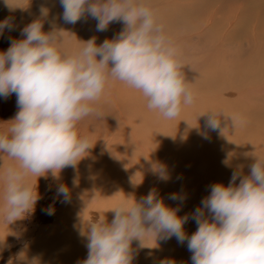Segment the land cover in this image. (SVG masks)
Wrapping results in <instances>:
<instances>
[{
  "label": "clouds",
  "instance_id": "9594fccd",
  "mask_svg": "<svg viewBox=\"0 0 264 264\" xmlns=\"http://www.w3.org/2000/svg\"><path fill=\"white\" fill-rule=\"evenodd\" d=\"M59 2L65 23H76L87 11L97 21V31L117 20L124 27L113 39L97 45L93 38L73 50L64 44L67 31L45 32L42 20L36 19L21 29L23 39L0 51V97L15 93L18 108L0 132V154L14 161L7 167L0 164V221L6 224L35 210L41 199L40 177L50 174L59 180L64 168H75L86 157L94 144L78 131V124L94 113L93 102L110 80L140 91L147 107L166 119L175 118L193 100L179 50L144 0ZM5 3L12 6L9 0ZM48 12L40 8L42 17ZM6 28L12 29L8 18L0 20V34ZM221 117L230 118L233 126L238 122L236 116L209 112L207 126L219 128ZM154 171L159 179H168L164 165L154 166ZM77 183L74 176L72 184ZM55 196L68 202L69 186L59 183ZM168 199L182 202L186 194L174 192ZM109 210L110 222L100 215L80 230L87 257L78 264H132L133 240L143 248L145 238L153 235L186 241L191 264H264V156H255L247 175L233 170L228 184L210 185L209 194L190 214L178 215L179 206L170 207L155 188L139 200L125 196ZM45 211L51 215L54 207ZM189 219L197 225L191 235L184 229Z\"/></svg>",
  "mask_w": 264,
  "mask_h": 264
},
{
  "label": "bare ground",
  "instance_id": "6f19581e",
  "mask_svg": "<svg viewBox=\"0 0 264 264\" xmlns=\"http://www.w3.org/2000/svg\"><path fill=\"white\" fill-rule=\"evenodd\" d=\"M9 2L12 6L6 4L5 0H0V20L8 18L12 25L11 30L6 28L3 33L0 34V51L6 50L10 46L12 40L23 39L21 29L36 19L42 20L43 31L45 32L61 29L67 31L63 33L64 44L73 50L79 49L83 46L82 42H86L93 38H95L97 45L101 44L106 39H113L124 27V24L117 20L111 22L105 31H97V21L92 18L87 11L84 12L81 19L76 23H65L62 19L63 8L60 5L59 0H9ZM247 2V16L244 17L242 14V18L234 17L233 20L231 18L229 21L232 22L223 18V30L227 32L242 31L249 27V20L251 18L253 23L251 27L253 35L255 36L254 39L257 42L263 41V43L260 44L264 45V0H248ZM42 6L49 10L46 17L40 15V8ZM147 6L152 9L155 7L154 5L153 7L150 5ZM182 8H184V6L180 5L172 9L169 8L171 10L170 15L165 11L163 16H156L158 22L163 23V19H170L171 21L177 19L180 21L181 17H186L187 19L191 16L188 11H184ZM211 14H215V11ZM231 14L234 15L233 13ZM213 17V15L208 17L209 22L213 21ZM206 25V27L212 28L215 24L206 23ZM223 41H225L224 38ZM261 48L264 49V46ZM256 49L258 50V48ZM215 53L217 52L215 51ZM219 53L220 52H218V54ZM208 54L211 55V53ZM213 54L214 53H212V55ZM221 57L218 59H221ZM185 58H188V53L184 52V54H179V60L182 65ZM215 59L217 60V58ZM258 60L259 59H256V61ZM208 61L210 60L208 59ZM232 61L236 62L234 60ZM200 62L194 65L188 64L182 68L185 79L192 75V73L200 69L202 70L204 65L200 64ZM218 62V66H215L213 71H211L212 68L210 71H208L209 69H206L207 71L198 76L196 75L193 79H186L187 86L193 94L192 103L181 106L179 114L172 119L168 128L164 118H156L157 115L154 114V111L147 107V100L140 91L133 89L119 80H110L98 100L93 102L94 113L85 117L88 120L89 125L87 127L81 125L83 120L78 124V131L81 134L88 135L91 143L94 145L88 150L86 157L82 159L75 168H64L60 173L59 180L53 179L50 174L47 178L42 176L38 179V189L41 193V199L38 200L35 210L32 213L24 218L17 219L10 224L0 221V255L7 250L12 243L15 244L17 239H19L18 242L24 243L25 246L19 250L17 261L11 264H78L79 261H82L87 257V248L85 246L87 241L85 237L80 235V230L86 226L88 221L95 220L92 216H96L98 219L100 215H104L110 222L113 213L109 209L115 207L121 200L125 199L126 195L123 193L124 191H122L124 186L133 185L131 188V191L133 192H131L129 196H134L137 200H139L140 197L145 196L150 189L155 188L158 193L162 190L167 180L159 179L158 173L154 171V166L164 165L167 173L168 171L174 173L176 171L179 172L178 170L184 166H190L194 161L199 162L202 160L201 162H206L208 167L212 168L208 171L209 174L214 173L215 176L219 169L224 171L226 168L224 164L227 160L226 155L224 152H217L214 150L219 149V144L223 145L225 142L226 146H228V150H231L235 157H238L239 152H242L240 149V142L243 139L245 146L249 147V142L251 141L250 130H248L249 125L245 127L244 123H249L246 120H250L248 114L250 115L249 109L251 107L247 105L246 102H249L252 99L251 97L249 98L250 100H247L249 92L253 89L249 91V86L247 87L248 83L246 84L245 81L242 82L241 80L235 81L231 79L232 72H230L231 70L229 69H231L233 64L230 67H226L223 64V66H225L224 68L219 65L221 64L219 60ZM222 63H224L223 60ZM230 63L231 62H229V64ZM245 63L247 64L248 61ZM262 63L264 62L262 61ZM206 65H208V63ZM208 66H205L204 68H208ZM257 66L260 65L258 64ZM241 67H245L244 63H242ZM249 67L251 66L248 65L247 68L252 69ZM248 71L249 70L243 71V78L247 79V77L251 76H248ZM257 72L256 74H258ZM242 75L243 74L240 75V78H242ZM248 79L250 80V78ZM252 80H254L253 77ZM256 80L257 81L254 80L255 82L253 84L260 82L261 79L257 78ZM258 84H261V82ZM262 88L263 87H261L260 91H262ZM253 91L250 96H252ZM263 92L257 94L261 95ZM245 100L247 101L245 102ZM252 102L253 101H250L249 103ZM227 108H235L233 110L239 111V113L236 111V113L227 115L228 117H238L236 125L233 126L231 119L226 118L225 121L230 126L225 125L223 127L220 124V127L215 129V137L212 134V129H208L209 135L203 134L202 129L206 131V133L208 132L206 126L209 112L221 113L220 111H222L225 115L226 113H224V111ZM245 108L248 109L247 113ZM254 108L257 109L256 106H254ZM233 110L230 109V111L234 112ZM17 111L18 108L15 93L10 94L6 98L0 97V132L7 129L9 121L14 118ZM253 116L252 118H254ZM240 117L244 119V121L241 120L243 121L242 123H240ZM201 120H205L206 126L203 124L204 121L202 122ZM253 121L254 120H251L252 123ZM86 124L88 123L86 122ZM225 127H227V129H225ZM181 131L183 132L179 134ZM262 138L263 141H261L259 145H256V147H254L255 150H252L251 152V163L255 162V156H264V136ZM170 139L175 140H171L173 142H170ZM259 139L260 137L258 136V142H260ZM244 153L242 152V155ZM0 158L3 160L0 161V164L3 163V167H7L14 163V161L6 154H0ZM223 167L225 168L223 169ZM242 168L243 167H241V169ZM247 169L249 170V166ZM182 172H184V170ZM74 176L78 177V183L75 186L72 184ZM138 178L139 180L134 182ZM32 179L34 182L35 178L33 177ZM149 180H152V182H149ZM183 182H185V180ZM59 183H64L69 186L71 198L68 202L61 203L59 208L54 210L53 214L49 215L45 211L48 207L47 201H50V197L54 196L50 195V193L55 194L56 186ZM117 192H122L119 194L120 199L113 200L115 198L113 195ZM48 195H50V197L48 200H45ZM159 196L161 197L162 195ZM166 204L172 207V202L167 201ZM37 217H40V219L42 218L41 223L37 222ZM48 217L52 218L51 221L53 220L51 224L46 223ZM25 219H27L28 222H25ZM154 240V235L145 238L144 241L147 248L154 244ZM136 244L135 240H133L131 253L133 257L132 264H151L149 262V257L147 258L146 255H139L140 247L138 248ZM161 250H163V248ZM158 251H156L157 254Z\"/></svg>",
  "mask_w": 264,
  "mask_h": 264
},
{
  "label": "rangeland",
  "instance_id": "374dc122",
  "mask_svg": "<svg viewBox=\"0 0 264 264\" xmlns=\"http://www.w3.org/2000/svg\"><path fill=\"white\" fill-rule=\"evenodd\" d=\"M156 1H157V3H156ZM165 1L166 0H144V2L146 3V5H150L152 7H153V5L155 6L153 8V10H154L156 16H163V14H164L165 11H166V13H168L170 15V13H171L170 12L171 11L170 9H172V8H174L176 6H179V5L180 6H184V8H182V10L188 11V13L191 14V16H189L187 19H186V17H181L180 18V21L177 20V19H175L174 21H171L170 19H163V23H162L164 25V27H165L166 34L168 35V37L175 42V44H176V46H177V48L179 50V54L180 55L181 54H184V52L188 53V58H185L184 61H183L184 67L186 65H188V64L189 65L197 64V63L200 62L201 59H202L201 62H203V63L200 62V64L204 65V67L205 66L207 67L209 65L208 68L202 67V70L203 71L200 69V70L192 73V75L188 76L186 79H193L196 75L198 76L201 73L207 71L206 69H209L208 71H210L211 68H212L211 71H213V68H215V66H218V63H219L218 60H219L221 62V64H219V65H221V66H223V64H224L226 67H230L233 64V66H231V69L228 68L229 70H231L230 72H232V74H231V79L232 80H235V81L241 80L242 82L245 81L246 84L248 83L247 84V87L248 86L250 87V88L248 87L249 91L251 89L254 90V91L251 90L249 92V97L247 98V100H250L249 98L252 97V99L250 101H253L252 102L253 105H252V103H249L250 101L248 102L247 100H245V102L247 101L246 102L247 105H249L251 107V108L249 107L250 108L249 109L250 110V115L248 114V117L250 118V120H246L249 123H246V122L244 123L245 127H247L249 125L248 126V128H249L248 130H250V139H251V141L249 142V147L245 146L244 139L240 142V145H241L240 149L242 150L243 153L245 152L243 154L244 156L242 155V152H239L238 157H235V155L233 154V152L231 150H228V146H226V144L224 142L223 145H220L219 144V146H220L219 149L214 150V151L224 152V154L226 155V158H227L226 163L224 162L226 168L223 167V169L225 168L224 171H222V169H219L218 172H216V175L215 176H214V173L213 174H209L208 173V171L210 169H212V168H209L206 162H204V161H203L204 163L201 162L202 160H200L199 162L194 161V163H192L190 166L188 165V166H184V167L180 168L178 170L179 172L176 171V172L173 173L172 171H168L169 177L167 179V182H166L165 186L159 192L160 193L159 195H162L161 197L164 198L165 203L167 201L172 202V207H177L179 205L180 210H179L178 214L180 216H183L185 214L192 213L194 209H196L197 207L200 206L201 201L203 199V196L206 197L209 194L210 185H212L214 183H217V182H222L224 184H228L233 170H237V167H238V170H240L241 167H243L244 169L243 168L241 169V171L243 172V174H246V175L248 174V172H245V171H249L247 168H248L249 164H252L251 163V158H250L251 152H252V150H255L254 147H256V145H259L261 143V141H263V138L262 137L264 136V128H263L264 127V116H263L264 115V110H263L264 109V103H263L264 102V97H263V95H264V92H263L264 91V89H263L264 88V82H263L264 81V77H263L264 76V74H263V72H264V63H262V61L264 62V59H263L264 58V49L261 48L264 45H261L260 44V43H263V41L257 42L254 39L255 36L253 35V31H252V27H251L253 25V23L251 21V18L249 20V22H250V25L248 27L249 29L246 28V29H244L242 31H236V32L235 31H229V32H227V31L223 30V27H222V19L223 18L229 21V20H231V18L233 20L234 17L242 18L243 16L244 17L247 16V9L248 8L246 6H247V3H248L247 2L248 0H170V1L168 0L166 2ZM206 4H207V6H206ZM158 6H159V9H158ZM213 11H215V14H211ZM231 13H233L234 15H232ZM168 14H167V17H168ZM242 14H243V16H242ZM212 15L214 16L213 17V21L212 22H209L208 17H210ZM183 18H185V19H183ZM218 18H219V20H218ZM229 22H232V21H229ZM206 23H208V24L209 23H214L215 25L212 28H208V27H206L207 26ZM247 31H249V32H247ZM247 33H251L252 35L251 34H247ZM258 37H260V36H258ZM223 38H224L225 41H223ZM252 41L254 42V44H253ZM244 43H246V44H244ZM256 48H258V50L260 48L261 51L260 50L258 51ZM215 51L217 53H215ZM218 52H220V53L218 54ZM248 52H249V54H248ZM208 53H211V55H209ZM212 53H214L216 55H214V54L212 55ZM197 55H199V56H197ZM226 56H228V57H226ZM198 57H200V58H198ZM220 57H221V59H218ZM229 57H232V58H229ZM215 58H217V60ZM253 58H254L255 61H256V59H259V60L255 62L253 60ZM198 59H200V60H198ZM208 59L211 62L208 61ZM222 60L224 61V63H222ZM225 60L227 61V63H226ZM232 60H234L236 62H233ZM205 61L208 63V65H206L207 63ZM247 61H248V63L246 64L245 62H247ZM229 62H231V63L229 64ZM242 63H244V66H245L244 68L241 67L242 66ZM258 64L261 67L260 66H257ZM246 65H247V67H248V65L251 66L249 68H252V69H248L246 67ZM225 66H223V67L225 68ZM255 66H256V68H255ZM238 68H240V69H238ZM241 68L244 69V70H249L247 72V74L249 73L248 76L251 75L255 81H257L256 80L257 78L258 79H261L260 80L261 84H258L260 82H257L256 84H253L255 81L252 80V77L251 76L247 77V79L246 78H243L244 77V72H243L244 70H242ZM250 70H252V71H250ZM256 70L259 71V72H257ZM261 70H263V71H261ZM238 72H239V74H238ZM256 72L259 75L256 74ZM241 74H243L242 75V78L243 79L240 78V75ZM254 77H256V78H254ZM261 77H263V78H261ZM248 78H250V80ZM262 79H263V81H262ZM246 84L244 83L245 86H246ZM261 87H263L262 88V91H260L261 90ZM218 90H217V92H218ZM252 91H253V94H252V96H250V94L252 93ZM262 92H263V94H261V95L260 94H257V93H262ZM257 97H259V98H257ZM255 101L257 102V104H256ZM254 106H256L257 109L254 108ZM228 109H229V111H228ZM230 109L233 110L235 108H227L225 110L226 112L224 111V113H226L225 116H227L229 114H232V113H236V111L239 113L238 110H236V111L233 110L234 112H232V111H230ZM252 109H254V110H252ZM245 110H246V113H247V110L248 109L245 108ZM257 110H260V111H257ZM153 111H154V114L157 115L156 118L162 117V116H160V114L156 110H153ZM220 112L222 113V111H220ZM255 112H257V113H255ZM253 114H254V116H253ZM252 116L254 118H252ZM239 119H240V123H242L244 121V119H242L241 117ZM164 120L166 121V125H167V128H168V125L171 123L172 119H166V118H164ZM225 120H226V118L221 117V126H223V127L225 125L226 126H230L228 123H226ZM241 120H243V121H241ZM251 120H254L253 123L251 122ZM201 121L202 122L204 121L203 124H205V126H206L205 120H201ZM86 122L88 124H86ZM81 125H83L84 127H87L89 125L88 120L86 118L83 119V122L81 123ZM254 126H256L257 128L254 127ZM206 127H207L206 130L208 132L206 133V131H204L202 129V133L203 134H206V135H209V130L208 129H210V128H208V126H206ZM181 128H183V127H181ZM225 129H227V127H225ZM215 131L216 130H213L212 131V134H213L214 137L216 136L214 134ZM182 132L183 131L179 132V134H181ZM258 136L260 137V139H259L260 142H258ZM171 140L174 141L175 139H170V142H173ZM250 144H251V146H250ZM230 151L232 152V154H231ZM247 158L248 159L250 158V159L248 160ZM183 170H184V172H182ZM187 170H189V171H187ZM188 176H190V177H188ZM194 177H195V179H194ZM138 180H139V178L136 179L134 182H137ZM184 180H185L186 183L183 182ZM238 181L239 180H237V183H238ZM149 182H152V180H149ZM132 186L133 185H128V186H124L123 187V190L122 191H124L123 193H125L126 196H129L130 193L133 192V191H131ZM179 190L182 191L183 193L184 192L186 193V199H184L182 202L173 201V200L168 199L169 194L174 193V192H178ZM120 193H122V192L115 193L113 195L115 197L113 200H119L120 199L119 198V194ZM50 195H54V196H51L50 197ZM50 195H48V197L45 199V200H48V198L50 197V201L49 200L47 201L48 202L47 205L48 206L49 205H52L54 207V210H57L59 208L60 204L63 203V202L61 201L60 197H56L54 193L53 194L50 193ZM190 197H195V198H190ZM52 200H54V201H52ZM39 213H40V209H39ZM92 217L95 220L97 219L96 216H92ZM51 219H52L51 217H48L46 219V223L47 224H51L53 222V220L51 221ZM36 220H37L38 223H41L42 222V218L40 219V217H37ZM25 222H28V220L25 219ZM185 224L186 225L184 226V229H185V231L187 233L189 232L188 233L189 235H191L194 232V230H196V228H197V225L191 219H189ZM190 227H191V229H190ZM18 241H19V239H17V242L15 244L12 243V245H10L8 247L9 250L8 249L5 250L2 253L3 255L2 254L0 255V260H1L0 261V264H11V263H14V262L17 261V259L19 257V254H18L19 250L22 249V248H24V246H25L24 243H21V242H18ZM135 243H137L136 246H138V248H139V242L137 240H135ZM144 243H145V241H144ZM153 243L154 244H152L149 248H147V246L146 247H143V248H141V247L139 248V255H141V256H145L146 255L147 258L149 257L150 258L149 259V262L151 264H160V262H161V260L163 258H164L163 260H165V258L166 259H172V260L176 261L175 262L176 264H181V263L182 264H191V259H190L191 253H189V251L187 249L186 242L180 243L173 236L170 239H164V240L159 239V238H157V239L155 238V240H154ZM160 244L163 245L164 247L161 246ZM166 246L168 247V249H167ZM162 248H163V250H161ZM145 250H147V251H145ZM149 250H150V252H149ZM156 251H158V254H157ZM162 251H163V253H162ZM147 252H148V254H147ZM155 255H156V257H155ZM175 255H177V256H175Z\"/></svg>",
  "mask_w": 264,
  "mask_h": 264
}]
</instances>
